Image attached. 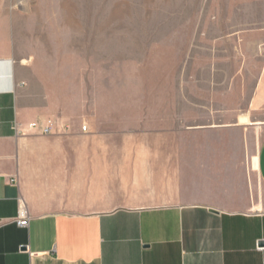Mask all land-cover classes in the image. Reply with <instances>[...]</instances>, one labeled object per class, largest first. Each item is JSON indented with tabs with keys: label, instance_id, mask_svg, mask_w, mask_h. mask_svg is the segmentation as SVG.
<instances>
[{
	"label": "crops",
	"instance_id": "0c3cea01",
	"mask_svg": "<svg viewBox=\"0 0 264 264\" xmlns=\"http://www.w3.org/2000/svg\"><path fill=\"white\" fill-rule=\"evenodd\" d=\"M241 7L227 37L243 64L226 90L106 129L95 117L85 131L17 133L47 109L0 39V264H264V137L253 148L247 136L264 113V0ZM251 72L242 107L232 84Z\"/></svg>",
	"mask_w": 264,
	"mask_h": 264
},
{
	"label": "rangeland",
	"instance_id": "374dc122",
	"mask_svg": "<svg viewBox=\"0 0 264 264\" xmlns=\"http://www.w3.org/2000/svg\"><path fill=\"white\" fill-rule=\"evenodd\" d=\"M242 1L0 0V39L9 40L46 117L62 130L96 117L106 129L115 116L146 115L158 100H185L190 111L226 90L243 64L242 42L227 37L241 29ZM255 76L235 77L238 105ZM256 117L247 135L253 148L264 137V113Z\"/></svg>",
	"mask_w": 264,
	"mask_h": 264
},
{
	"label": "built area",
	"instance_id": "2783aa9c",
	"mask_svg": "<svg viewBox=\"0 0 264 264\" xmlns=\"http://www.w3.org/2000/svg\"><path fill=\"white\" fill-rule=\"evenodd\" d=\"M17 133L27 134V133H34L37 135H53L57 133L59 130L64 129L65 126L60 124L54 118H40L31 122H28L24 125H16ZM86 126L83 125L80 130L85 131ZM24 203L20 200L19 202V209L18 211V218L16 224L19 226H27L28 225V215L27 211L25 210Z\"/></svg>",
	"mask_w": 264,
	"mask_h": 264
},
{
	"label": "water",
	"instance_id": "95a60500",
	"mask_svg": "<svg viewBox=\"0 0 264 264\" xmlns=\"http://www.w3.org/2000/svg\"><path fill=\"white\" fill-rule=\"evenodd\" d=\"M260 244H263V242H260Z\"/></svg>",
	"mask_w": 264,
	"mask_h": 264
}]
</instances>
